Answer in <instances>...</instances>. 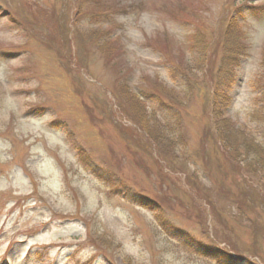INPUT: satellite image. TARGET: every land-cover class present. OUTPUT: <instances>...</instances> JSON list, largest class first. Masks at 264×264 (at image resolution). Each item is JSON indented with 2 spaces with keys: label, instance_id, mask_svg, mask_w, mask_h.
<instances>
[{
  "label": "rangeland",
  "instance_id": "obj_1",
  "mask_svg": "<svg viewBox=\"0 0 264 264\" xmlns=\"http://www.w3.org/2000/svg\"><path fill=\"white\" fill-rule=\"evenodd\" d=\"M0 264H264V0H0Z\"/></svg>",
  "mask_w": 264,
  "mask_h": 264
},
{
  "label": "trees",
  "instance_id": "obj_2",
  "mask_svg": "<svg viewBox=\"0 0 264 264\" xmlns=\"http://www.w3.org/2000/svg\"><path fill=\"white\" fill-rule=\"evenodd\" d=\"M246 146H247L248 148H250V149H251L252 146H253V147H258V146L255 145V144H254V145H250L248 141L246 142Z\"/></svg>",
  "mask_w": 264,
  "mask_h": 264
}]
</instances>
